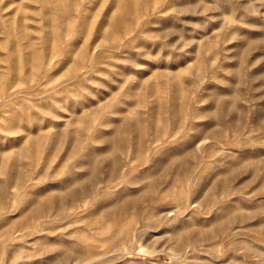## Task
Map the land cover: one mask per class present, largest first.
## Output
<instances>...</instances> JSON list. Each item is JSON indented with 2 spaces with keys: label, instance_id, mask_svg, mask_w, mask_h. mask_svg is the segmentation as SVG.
Returning <instances> with one entry per match:
<instances>
[{
  "label": "rangeland",
  "instance_id": "rangeland-1",
  "mask_svg": "<svg viewBox=\"0 0 264 264\" xmlns=\"http://www.w3.org/2000/svg\"><path fill=\"white\" fill-rule=\"evenodd\" d=\"M0 264H264V0H0Z\"/></svg>",
  "mask_w": 264,
  "mask_h": 264
}]
</instances>
